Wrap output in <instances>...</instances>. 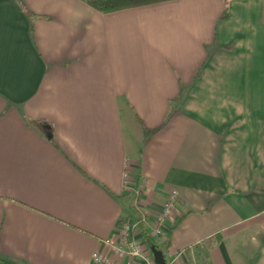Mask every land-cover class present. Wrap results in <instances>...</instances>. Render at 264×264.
<instances>
[{"label":"crops","instance_id":"obj_1","mask_svg":"<svg viewBox=\"0 0 264 264\" xmlns=\"http://www.w3.org/2000/svg\"><path fill=\"white\" fill-rule=\"evenodd\" d=\"M21 2L0 0V258L116 259L138 207L152 259L264 264V0Z\"/></svg>","mask_w":264,"mask_h":264},{"label":"built area","instance_id":"obj_2","mask_svg":"<svg viewBox=\"0 0 264 264\" xmlns=\"http://www.w3.org/2000/svg\"><path fill=\"white\" fill-rule=\"evenodd\" d=\"M177 199V192L176 190H172L168 193L167 200L164 205L163 215H160L157 219V222H162L164 220V216H167L170 211L174 208ZM130 220V219H129ZM135 226L134 222L132 227ZM130 226L127 223L122 224V232L126 233ZM161 230L160 228L156 227L153 229L152 234L160 235ZM137 238L131 237L128 241H124L123 243L115 242L113 239H106L105 243L108 244L110 247L113 248V254L115 255L116 259L108 256L103 252H95L92 254V260L95 264H155L154 259H151V256L145 255L141 252V248L139 243L137 242ZM140 240V239H139ZM142 242V241H141ZM163 254V253H162ZM178 256L172 258L171 261L166 262L165 257V264H176L175 261L178 260ZM178 264H192L188 261H180Z\"/></svg>","mask_w":264,"mask_h":264},{"label":"trees","instance_id":"obj_3","mask_svg":"<svg viewBox=\"0 0 264 264\" xmlns=\"http://www.w3.org/2000/svg\"><path fill=\"white\" fill-rule=\"evenodd\" d=\"M21 5V0H17ZM171 0H87L88 5L101 13H111L115 11H120L123 9L150 5V4H157ZM227 15V10H225L224 14L221 17H225ZM31 32V30H30ZM140 222V223H139ZM138 226L141 229L142 237L144 238V242L150 245V237L147 233L146 229L144 228V221H139ZM4 264H19L17 261H10V260H2Z\"/></svg>","mask_w":264,"mask_h":264},{"label":"rangeland","instance_id":"obj_4","mask_svg":"<svg viewBox=\"0 0 264 264\" xmlns=\"http://www.w3.org/2000/svg\"><path fill=\"white\" fill-rule=\"evenodd\" d=\"M167 200V199H166ZM165 204V203H164ZM137 212L140 214V216H141V218H142V211H140V209L137 207ZM141 218H140V220H141ZM140 220H138V221H140ZM142 221V220H141ZM133 220H129V219H125L124 221H123V223H127V225L128 226H130V228H129V230L128 231H125L126 233H124V231L121 233V236H120V243H123L124 241L126 242V241H128L129 239H131V237H134V234L137 232L136 231V226H137V224H139V223H136V222H134V224H135V226H133L132 227V224H133ZM135 238H137V237H135ZM138 240H137V242L139 243V245H140V248H141V252L144 254L145 253V255H147V256H151V259H152V255H150V252H149V249H148V247H147V242L145 243L144 242V240H139V238H137ZM142 241V242H141ZM153 260V259H152Z\"/></svg>","mask_w":264,"mask_h":264},{"label":"water","instance_id":"obj_5","mask_svg":"<svg viewBox=\"0 0 264 264\" xmlns=\"http://www.w3.org/2000/svg\"><path fill=\"white\" fill-rule=\"evenodd\" d=\"M47 137L50 138L51 134H47ZM154 263L155 264H165V260L164 257L162 255V253H154Z\"/></svg>","mask_w":264,"mask_h":264}]
</instances>
